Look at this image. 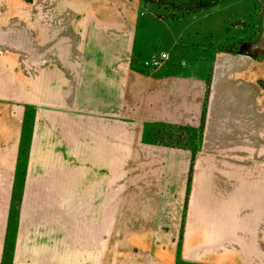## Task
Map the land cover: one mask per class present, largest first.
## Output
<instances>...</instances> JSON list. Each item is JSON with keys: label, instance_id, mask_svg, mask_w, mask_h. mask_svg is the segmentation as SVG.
<instances>
[{"label": "crops", "instance_id": "0c3cea01", "mask_svg": "<svg viewBox=\"0 0 264 264\" xmlns=\"http://www.w3.org/2000/svg\"><path fill=\"white\" fill-rule=\"evenodd\" d=\"M184 20L0 0V264H264V47Z\"/></svg>", "mask_w": 264, "mask_h": 264}, {"label": "rangeland", "instance_id": "374dc122", "mask_svg": "<svg viewBox=\"0 0 264 264\" xmlns=\"http://www.w3.org/2000/svg\"><path fill=\"white\" fill-rule=\"evenodd\" d=\"M141 13L167 21H197L207 28V49L240 50L247 44L264 47V0H139ZM184 20V21H185ZM162 141L180 147L198 146L201 130L163 128Z\"/></svg>", "mask_w": 264, "mask_h": 264}, {"label": "built area", "instance_id": "2783aa9c", "mask_svg": "<svg viewBox=\"0 0 264 264\" xmlns=\"http://www.w3.org/2000/svg\"><path fill=\"white\" fill-rule=\"evenodd\" d=\"M168 58L169 56L167 53L162 52L158 54H153L143 62V66L145 69L157 71V70H160L164 66Z\"/></svg>", "mask_w": 264, "mask_h": 264}, {"label": "trees", "instance_id": "16d2710c", "mask_svg": "<svg viewBox=\"0 0 264 264\" xmlns=\"http://www.w3.org/2000/svg\"><path fill=\"white\" fill-rule=\"evenodd\" d=\"M167 144H170V145H176V144H174V143H172V142H168ZM177 146V145H176ZM7 251H8V249H7Z\"/></svg>", "mask_w": 264, "mask_h": 264}]
</instances>
